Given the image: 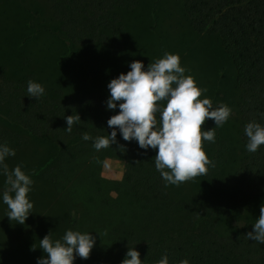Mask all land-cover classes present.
Wrapping results in <instances>:
<instances>
[{
	"label": "trees",
	"instance_id": "16d2710c",
	"mask_svg": "<svg viewBox=\"0 0 264 264\" xmlns=\"http://www.w3.org/2000/svg\"><path fill=\"white\" fill-rule=\"evenodd\" d=\"M182 10L196 34L216 36L235 70L238 91L237 114L241 131L242 158L235 170L237 193L229 200L212 187H201L198 201L179 209L156 171L155 150L139 149L136 142L117 144L126 151L123 175L118 181H105L100 176L102 150L95 151L92 141L81 134L106 136L111 129L106 121L115 115L106 110V98L86 94L66 97L60 90H45L35 100L26 95V82H37L29 73L20 80L9 77L0 67V107L12 124L28 135L49 140L58 154L39 170V176L58 195L69 188L77 192V201L90 218V235L95 245L90 251L93 264H121L128 247L140 253L143 264H157L167 254L169 264H264V245L245 239L255 221L236 226L240 204L264 192V145L248 153L244 126L256 122L264 126V0H180ZM54 21L67 47L107 45L108 54L116 56L123 47L125 27L117 11L131 10L136 0H48ZM22 62L30 64L24 57ZM81 123L69 134L64 116L76 115ZM213 128L212 126H209ZM202 131L208 130L206 124ZM216 129L215 143L202 141L211 164L203 177L218 182L228 161L226 146ZM0 143L18 151L24 139L0 128ZM101 181L115 189V196L97 188ZM119 216L121 221L114 223ZM95 220V221H94ZM229 221L233 230L219 233V223Z\"/></svg>",
	"mask_w": 264,
	"mask_h": 264
},
{
	"label": "rangeland",
	"instance_id": "374dc122",
	"mask_svg": "<svg viewBox=\"0 0 264 264\" xmlns=\"http://www.w3.org/2000/svg\"><path fill=\"white\" fill-rule=\"evenodd\" d=\"M135 8L117 11L125 27L123 47L116 56L108 54L107 45L73 47L70 50L53 20L48 0H0V67L7 68L9 77L20 80L26 74H35L37 83L44 86L46 93L60 90L64 96L79 98L86 94L108 98L107 84L119 74L130 71L128 64L141 61L145 67L163 57L165 52L178 54L185 75L194 78L196 86L206 89L198 99L209 98L214 107L226 104L231 115L219 136L226 146L228 161L223 167L217 183L206 180L203 175L186 181L178 187H166L179 209L198 201L203 192L201 187H212L229 200L237 193L235 170L239 164L243 147L237 114L238 91L235 87V70L231 60L221 47L216 36L196 34L190 27L180 0H136ZM27 57L30 64L22 59ZM161 106H165L161 102ZM119 109L114 111L118 114ZM205 124L211 129L212 120ZM0 128L20 135L23 146L14 157L6 160L9 169L16 165L33 180L28 194L33 203L31 214L23 225L6 216L7 206L0 202V264H36L46 254L39 248V240L51 232L52 240L61 239L67 230L81 233L90 231V218L75 199L74 188L58 195L39 176L45 163L58 154L56 145L28 135L11 123L6 111L0 107ZM100 176L105 181L121 179L126 163V151L111 146L102 150ZM208 157V152H205ZM0 176V193L5 185ZM101 181L97 188L114 197L115 189ZM165 184V182H164ZM264 205V192L239 205L236 226L259 217ZM95 221V220H94ZM121 218L116 216L114 223ZM219 233L233 230L229 221L219 223ZM33 247L35 249H33ZM74 264H93L92 258H76Z\"/></svg>",
	"mask_w": 264,
	"mask_h": 264
},
{
	"label": "clouds",
	"instance_id": "9594fccd",
	"mask_svg": "<svg viewBox=\"0 0 264 264\" xmlns=\"http://www.w3.org/2000/svg\"><path fill=\"white\" fill-rule=\"evenodd\" d=\"M128 67L130 71L119 74L107 84L106 110L114 112L119 109L118 114L106 121L110 134L93 137L84 132L81 139L92 141V148L99 152L117 144L119 133L123 141H134L139 149L155 150L152 160L165 187H178L205 175L211 161L203 151L202 141L215 143L216 129L228 121L231 108L226 104L214 107L209 98L198 99L206 89L198 88L194 78L185 75L186 69L180 65L178 54L165 52L162 58L147 67L138 60L128 64ZM26 94L39 100L45 94V88L29 80L26 82ZM161 102L165 106H161ZM63 119L66 124L63 130L69 134L74 124L81 123L78 114L64 116ZM206 120H212L214 127L202 131L201 126ZM243 132L247 138L244 148L248 153H255L264 145V126L261 124L249 122ZM15 155L14 149L0 143V176L5 177L7 185L0 193V202L7 206L9 220L23 225L33 209V203L28 198L33 180L20 165L9 169L6 160ZM244 237L264 245V205L252 224V231ZM95 243L90 232L67 230L58 240H52L49 232L39 240V248L46 258H38L36 264H74L77 257L87 259ZM139 257L140 253L134 247H128L121 264H143L144 260ZM157 264H169L167 254L162 255ZM180 264H189V261L183 259Z\"/></svg>",
	"mask_w": 264,
	"mask_h": 264
}]
</instances>
